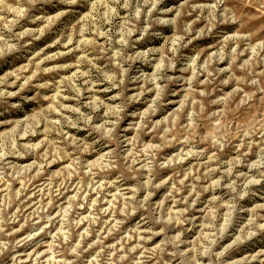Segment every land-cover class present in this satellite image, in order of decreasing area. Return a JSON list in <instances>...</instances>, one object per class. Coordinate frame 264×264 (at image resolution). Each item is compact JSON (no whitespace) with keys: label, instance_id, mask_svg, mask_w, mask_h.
Wrapping results in <instances>:
<instances>
[{"label":"rangeland","instance_id":"374dc122","mask_svg":"<svg viewBox=\"0 0 264 264\" xmlns=\"http://www.w3.org/2000/svg\"><path fill=\"white\" fill-rule=\"evenodd\" d=\"M0 264H264V0H0Z\"/></svg>","mask_w":264,"mask_h":264},{"label":"bare ground","instance_id":"6f19581e","mask_svg":"<svg viewBox=\"0 0 264 264\" xmlns=\"http://www.w3.org/2000/svg\"><path fill=\"white\" fill-rule=\"evenodd\" d=\"M174 212V211H173Z\"/></svg>","mask_w":264,"mask_h":264}]
</instances>
